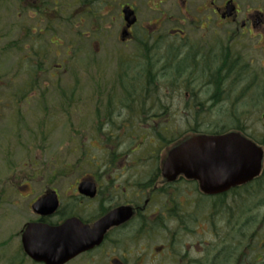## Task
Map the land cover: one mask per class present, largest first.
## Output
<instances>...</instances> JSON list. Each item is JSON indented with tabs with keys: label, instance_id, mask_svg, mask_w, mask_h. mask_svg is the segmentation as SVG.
Masks as SVG:
<instances>
[{
	"label": "flooded vegetation",
	"instance_id": "obj_1",
	"mask_svg": "<svg viewBox=\"0 0 264 264\" xmlns=\"http://www.w3.org/2000/svg\"><path fill=\"white\" fill-rule=\"evenodd\" d=\"M55 1L52 5L59 7ZM107 6L92 12L107 25L89 27L81 41L89 37L104 46L95 39L106 38L117 18V47L100 58L96 48L87 51V43L80 44L86 100L92 101L85 118L94 132L89 139L99 146L94 154L84 150L77 157V176L67 187L64 176L55 175L45 178L39 192L27 195L29 217L16 232L12 264H43L24 256L21 234L29 223L57 227L76 219L91 230L118 209L125 210L116 218L120 223L105 228L92 249L63 264H264V229L258 215L264 211V135L257 140L250 134L253 109L264 95L263 88L253 92L250 81L264 79V0H146L145 5L124 0L114 10ZM4 59L1 52L0 69ZM25 61L19 56L20 67ZM109 64L115 70L105 74ZM246 80L244 121L222 130L216 121L206 128L204 114L216 108L217 83ZM8 87L0 78V102L8 101ZM227 95L224 86L220 97ZM34 97L38 104L44 100ZM229 132H238L262 150L259 175L247 183L225 189L213 172L209 178L205 154H176L174 172L164 174L169 154L191 137ZM32 178L18 179L17 187L27 190ZM248 187L247 193L256 195L255 205L245 208ZM45 197H54L56 208L51 211L49 204L46 216L33 214L34 201ZM249 210L258 219L246 223Z\"/></svg>",
	"mask_w": 264,
	"mask_h": 264
},
{
	"label": "rangeland",
	"instance_id": "obj_2",
	"mask_svg": "<svg viewBox=\"0 0 264 264\" xmlns=\"http://www.w3.org/2000/svg\"><path fill=\"white\" fill-rule=\"evenodd\" d=\"M59 1V7L51 5L44 18L32 12H30L32 14L24 16L19 15V11L15 7L7 10L8 15L0 9V23H2L0 31L7 33L9 30L6 37L1 38L0 49L15 39L18 41L16 44H19V39L24 37L22 31L28 26L36 25V30L34 27L32 28L33 32H36L35 35H38L40 29L44 30L43 36L35 38L32 44L28 42L24 45V49L32 46L33 50L38 51L42 48L39 50V59L37 57L35 59L41 63L42 70H39L36 75V89L29 88V92L24 95L27 99L22 100L21 94L24 92L28 76L20 73L17 78H11L7 73L14 71V66L19 64V56L24 53L23 51L14 53L20 44L15 50L5 55L4 64L0 69V78L4 82L6 80L9 82V87L6 89L8 101L0 102V264H12V259L16 254L15 244L18 243V238L15 237L16 232L29 217L27 206L31 202V198L27 195L39 192L47 181L45 178L50 176H64L63 188L67 187V184L77 176V171L73 167L77 157L84 154V150H89V153L94 154L96 150L93 148L99 146L98 141H90V134L93 135L94 132L88 130L89 121L88 118H85L87 106L91 105L92 101L86 100L88 87H86L87 84H84L82 76L84 58L80 53V49H83L80 44L85 41L87 51L96 48L98 55L101 54L100 58L106 57L105 55L117 47L115 36L119 23L117 18L113 17V25L110 27L111 31L107 34L108 36L103 39H95V41L104 42V46L97 42L93 44L94 41L89 37L88 40H78L75 37V31L88 33L89 27L97 25L98 20L94 19L93 23L92 19L85 18V21L80 25L77 11L81 8L82 0ZM123 1L107 0L105 2L108 3L109 10H114L118 7L117 4ZM145 4L146 0H142V5ZM84 8L81 9L84 10ZM113 14L116 15L115 12ZM76 15L78 16L74 18ZM49 18L52 23L47 24ZM71 19L75 21L72 22ZM66 21H71V23ZM47 26L49 29H46ZM69 27L72 28L70 31ZM66 51L68 54H65ZM74 51L76 53H73ZM73 56L76 59L75 61L72 59L71 63L70 58ZM98 61L100 62V59ZM64 67L66 70L62 72ZM105 67V74L115 70L113 64ZM248 82L249 80L244 81V87ZM254 85L258 91H261L262 88L264 90V79H255ZM240 87L241 85L233 92V87L226 86L225 90L229 92V97L223 99L220 106H217L211 113L204 114L206 128L212 127L216 121L219 126L224 125L226 128L230 126V123H235V119L231 121L225 117L231 111H228L231 103L233 106L239 104L237 107L244 114L245 105L243 101V105L240 103ZM252 91L255 92L254 89ZM71 92L73 96L70 99L73 100V103L69 107L66 98L70 97ZM235 93L240 100L234 98ZM2 94L3 90H0V101ZM36 95L40 99H44L43 106L42 103L38 104L40 100L34 97ZM259 102L261 105L257 106L256 104L253 109L252 128H250V134L257 140H260L264 135V120H260L261 112L264 113V95L263 101ZM241 113L239 114V123H242L245 118ZM29 176L33 177V181L28 185L27 190L23 185L17 187L18 179ZM13 179L14 181H11ZM263 213L264 211H259L258 215L261 217Z\"/></svg>",
	"mask_w": 264,
	"mask_h": 264
},
{
	"label": "water",
	"instance_id": "obj_3",
	"mask_svg": "<svg viewBox=\"0 0 264 264\" xmlns=\"http://www.w3.org/2000/svg\"><path fill=\"white\" fill-rule=\"evenodd\" d=\"M123 13L127 18L129 13L125 10ZM213 145L216 146L213 150L205 149L202 152L193 150L196 147ZM179 153L185 156L187 154L189 156L205 154L209 178L211 177L210 173L213 172L214 180L224 182L225 189L238 182L247 183L253 177L259 175L262 160V150L238 133L224 134V136L192 137L169 154L164 165V174L167 176H169V173L174 172L172 169L174 162L172 161L174 155ZM202 160L204 161V158ZM52 200H54V197L36 200L31 206L32 212L40 216H46L50 209L52 211L57 206V201L51 202ZM49 204L52 205L50 209H48ZM124 211V209H118L114 213L103 217L91 230L76 219H69L57 227L48 224L30 223L21 235L24 254L34 262L43 264L68 262L81 252L90 250L97 245L102 237L103 230L120 223L116 218H121ZM99 231L101 234H99Z\"/></svg>",
	"mask_w": 264,
	"mask_h": 264
},
{
	"label": "trees",
	"instance_id": "obj_4",
	"mask_svg": "<svg viewBox=\"0 0 264 264\" xmlns=\"http://www.w3.org/2000/svg\"><path fill=\"white\" fill-rule=\"evenodd\" d=\"M54 1L55 0H0V9L2 11L6 12L7 10L10 9V7H12V8L15 7V9H17L19 11L18 12L19 15H23L24 16L26 14H32L34 12V13H36V15L43 16V18H44V15H46L48 8H50V6L52 5V2H54ZM56 1H59V0H56ZM105 1H107V0H82L80 7L81 8L85 7V8H84V10H82L80 8V9H78L79 11H77L78 15H79L78 19L80 21V25H82V23L85 21V16H87V15H88V17L90 19H92V21L94 19L97 20V18L100 19L101 17L99 15H95V14L93 15L92 12H93L94 9L95 10L104 9L105 8L104 4L106 3ZM30 12H32V13H30ZM78 15L74 16V18H76ZM50 19L51 18H49V21L47 22V24L52 23ZM71 21L74 22L75 20L71 19ZM71 21H69V22L66 21V22L67 23H71ZM76 21L79 22L78 20H76ZM97 25L98 26H105V25H107V22H105V23L104 22L103 23L102 22H98ZM33 27L36 30V25L35 26H28L25 29L23 28L24 30L22 31V34H23L24 37H21V39H19V44L20 45L16 44V42H18V41L15 39V41H11V42L7 43L6 45H4L3 49H0V53L2 52V55L4 57H5L6 54H8L11 51L15 50L18 47V45H19V48L16 49V51L14 53L20 52V51L24 52L22 55L19 54V55H21L23 58H25L27 60L25 62H22V67H20L19 64H17V66H14L15 67L14 71L7 72L10 75L11 78H16L17 73H18V71L16 69L19 68L21 70V74L23 73V74L28 76L27 77L28 81L24 85L23 91H25L26 88H27V90H29V88H31L33 86V84L35 83L34 78H36V75L39 73V70H42V68L40 66L41 63H39L36 60H34V58H36V57L39 59V57H40V51L39 50H42V48H40L38 51L37 50H33L32 46H30L27 49H24V45L25 44H28V42H30V44H32V41L35 38L38 39V37L44 35L43 34L44 30L42 31L41 29L38 31V35L37 34L35 35L36 32L35 33L33 32V29H32ZM46 29H49L48 26L46 27ZM71 29L72 28L69 27V31ZM51 30H52V28H51ZM4 32L0 31V42H1V38L6 37V35L9 33V30H8L7 33H6V31H4ZM75 34H76L75 37H76V39L78 38V40L79 39H83V37L87 35L85 32L82 33L81 31H75ZM76 51H74L73 53H76ZM73 57L70 58L71 59V61H70L71 63L73 62V60L75 61V59H76L75 56H73ZM65 70H66V67H64L62 69V72L63 71L65 72ZM33 75H34V78H33ZM33 80H34V83H33ZM250 81H252V89H254V91L256 93L257 89L255 88L256 86L254 85V81L255 80H250ZM243 84H244V81H233V82L217 83V85H216L217 92H218L217 100H216L215 105H212V106H216V107L220 106L219 104L223 100L220 96L222 95V90L224 89V86H225V89H226V86L233 87V92H234L235 88H239V85H241V87H240L241 88V94H240L241 100L238 99L236 93L234 94V98L240 100V103H242L243 96H244V88H246V87H244ZM250 84H251V82H250ZM123 92L129 93L130 91H123ZM63 95H64V92H63ZM15 96H17V95H15ZM70 96L71 97L73 96L72 92L70 93ZM227 96L229 97V92H228ZM68 99H69L68 102L73 103L72 99H70V98H68ZM236 101H234V102H236ZM243 103H242V105H243ZM238 105L239 104H234V106H233L232 103H231L230 107H228V111L229 110H231V111H230L229 115H225V117L229 118L231 121H233L235 119V123L236 124L239 123V116H240L239 114L242 112V111H239L241 109H239L237 107ZM244 105H245V103H244ZM241 114L244 116L243 112ZM223 117H224V115L222 116V118ZM235 123L232 122V125L230 124V126L234 127L233 125H236ZM223 128L225 129L226 126H224V125L221 126V130ZM262 180L263 179L260 178L258 180V183H262L263 182ZM250 188L251 187H248L247 189H245L244 193H243V203H242V205H244L245 208H249V207L255 205L253 203V201H254L256 195H249L247 193V191ZM251 213H253V212H250V210L249 211H245L244 216H246L245 217L246 223H248L250 221H256L258 219V218L257 219L253 218V217H256V216H252ZM259 220L261 222V225H264V213L261 214V217H260Z\"/></svg>",
	"mask_w": 264,
	"mask_h": 264
},
{
	"label": "bare ground",
	"instance_id": "obj_5",
	"mask_svg": "<svg viewBox=\"0 0 264 264\" xmlns=\"http://www.w3.org/2000/svg\"><path fill=\"white\" fill-rule=\"evenodd\" d=\"M172 162H173V161H172ZM246 227H247V230H248V228H249L248 225H246ZM262 229H264V225H262Z\"/></svg>",
	"mask_w": 264,
	"mask_h": 264
}]
</instances>
